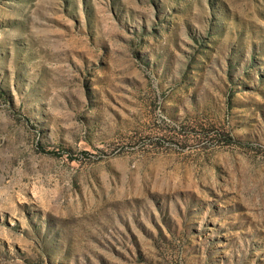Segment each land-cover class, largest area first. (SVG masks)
Masks as SVG:
<instances>
[{
    "label": "rangeland",
    "instance_id": "obj_1",
    "mask_svg": "<svg viewBox=\"0 0 264 264\" xmlns=\"http://www.w3.org/2000/svg\"><path fill=\"white\" fill-rule=\"evenodd\" d=\"M0 264H264V0H0Z\"/></svg>",
    "mask_w": 264,
    "mask_h": 264
}]
</instances>
